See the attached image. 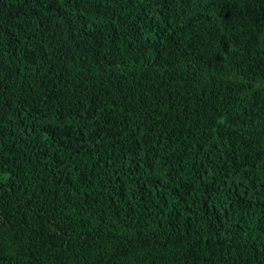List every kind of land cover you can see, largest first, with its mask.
<instances>
[{
	"label": "trees",
	"instance_id": "obj_1",
	"mask_svg": "<svg viewBox=\"0 0 264 264\" xmlns=\"http://www.w3.org/2000/svg\"><path fill=\"white\" fill-rule=\"evenodd\" d=\"M0 264H264V0H0Z\"/></svg>",
	"mask_w": 264,
	"mask_h": 264
}]
</instances>
